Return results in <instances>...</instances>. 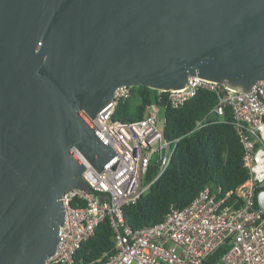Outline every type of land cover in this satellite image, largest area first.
<instances>
[{
	"label": "water",
	"instance_id": "obj_1",
	"mask_svg": "<svg viewBox=\"0 0 264 264\" xmlns=\"http://www.w3.org/2000/svg\"><path fill=\"white\" fill-rule=\"evenodd\" d=\"M189 75L264 79V0H0V264H46L63 195L92 191L90 164L116 169L91 123L115 90Z\"/></svg>",
	"mask_w": 264,
	"mask_h": 264
},
{
	"label": "built area",
	"instance_id": "obj_2",
	"mask_svg": "<svg viewBox=\"0 0 264 264\" xmlns=\"http://www.w3.org/2000/svg\"><path fill=\"white\" fill-rule=\"evenodd\" d=\"M187 82L182 89L157 90L159 98L140 119L113 118L118 104L132 96L133 86L127 85L119 86L97 113L91 123L120 160L115 170L108 165L100 173L90 164L84 176L92 191L74 188L63 195L61 241L46 264H264V79L248 93L192 75ZM200 89L214 93L216 103L195 129L222 121L229 110L249 177L226 192L206 185L184 207L172 206L161 221L133 228L124 207L136 203L166 172L180 140L165 137L160 109L179 108ZM152 165L155 171L146 180ZM105 220L113 230V250L90 261L78 259L82 244Z\"/></svg>",
	"mask_w": 264,
	"mask_h": 264
},
{
	"label": "trees",
	"instance_id": "obj_3",
	"mask_svg": "<svg viewBox=\"0 0 264 264\" xmlns=\"http://www.w3.org/2000/svg\"><path fill=\"white\" fill-rule=\"evenodd\" d=\"M158 98L157 90L144 85L133 86L131 98L118 104L113 118L140 119L146 114L147 107ZM215 103L214 93L200 89L183 106L165 108V137L180 140L166 172L136 203L124 207L126 219L133 228L161 221L172 206L184 207L206 185L214 189L221 187L226 192L236 189L249 177L243 162V147L229 110L222 121L195 129L196 121L207 114ZM161 104H165L164 101ZM154 171L152 165L146 180L152 178ZM112 237L113 230L105 220L97 227L94 236L82 244L78 259L83 257L90 261L112 251Z\"/></svg>",
	"mask_w": 264,
	"mask_h": 264
},
{
	"label": "rangeland",
	"instance_id": "obj_4",
	"mask_svg": "<svg viewBox=\"0 0 264 264\" xmlns=\"http://www.w3.org/2000/svg\"><path fill=\"white\" fill-rule=\"evenodd\" d=\"M165 113L164 110L160 109V127L162 128L164 125Z\"/></svg>",
	"mask_w": 264,
	"mask_h": 264
}]
</instances>
